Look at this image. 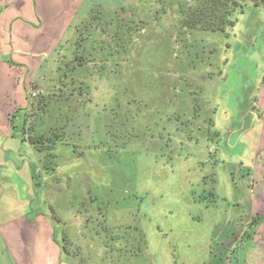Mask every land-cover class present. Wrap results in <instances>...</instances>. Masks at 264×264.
Masks as SVG:
<instances>
[{
  "label": "rangeland",
  "instance_id": "374dc122",
  "mask_svg": "<svg viewBox=\"0 0 264 264\" xmlns=\"http://www.w3.org/2000/svg\"><path fill=\"white\" fill-rule=\"evenodd\" d=\"M106 2L81 10L15 126L34 162L24 216L70 264H213V225L238 214L230 166L255 147L240 118L264 135V0ZM3 217L0 264H19Z\"/></svg>",
  "mask_w": 264,
  "mask_h": 264
},
{
  "label": "crops",
  "instance_id": "0c3cea01",
  "mask_svg": "<svg viewBox=\"0 0 264 264\" xmlns=\"http://www.w3.org/2000/svg\"><path fill=\"white\" fill-rule=\"evenodd\" d=\"M87 4L99 6V14L101 6L108 5L106 0H0V220L3 215L8 248L19 264H70L49 237L44 245L38 242V235L45 230V217L24 216L32 206L33 191L35 194L34 162L15 126L31 109L29 92L38 87L39 79L53 77L56 52ZM72 52L73 48L68 54ZM37 99H33L35 104ZM260 104L264 105L263 98ZM250 105L245 107L251 109ZM240 119L245 130L242 139L252 138L255 147L248 155L243 150L247 167L230 166L229 173L236 169L241 173V181L236 185L229 182L228 187V204L236 207L238 214L228 216L232 209L227 207L222 225H213V232L218 227L223 231L222 239L212 243L214 248L220 246L212 250L221 259L213 264H264V135L262 130L248 135L244 125L255 121ZM221 196L227 199L224 193ZM6 228L12 232H5Z\"/></svg>",
  "mask_w": 264,
  "mask_h": 264
},
{
  "label": "built area",
  "instance_id": "2783aa9c",
  "mask_svg": "<svg viewBox=\"0 0 264 264\" xmlns=\"http://www.w3.org/2000/svg\"><path fill=\"white\" fill-rule=\"evenodd\" d=\"M36 93H38V91H36V90H31V92H29V98H31L32 99V97H34V96H36Z\"/></svg>",
  "mask_w": 264,
  "mask_h": 264
}]
</instances>
